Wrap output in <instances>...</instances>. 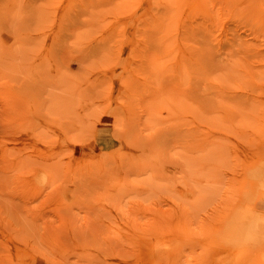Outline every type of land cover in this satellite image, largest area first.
Wrapping results in <instances>:
<instances>
[{
  "label": "rangeland",
  "instance_id": "rangeland-1",
  "mask_svg": "<svg viewBox=\"0 0 264 264\" xmlns=\"http://www.w3.org/2000/svg\"><path fill=\"white\" fill-rule=\"evenodd\" d=\"M199 255L264 264V0H0V264Z\"/></svg>",
  "mask_w": 264,
  "mask_h": 264
},
{
  "label": "bare ground",
  "instance_id": "bare-ground-1",
  "mask_svg": "<svg viewBox=\"0 0 264 264\" xmlns=\"http://www.w3.org/2000/svg\"><path fill=\"white\" fill-rule=\"evenodd\" d=\"M111 132L114 133L113 130H112ZM113 133H112V135H113ZM114 134H115V133H114ZM125 134H126V133H125ZM115 135H116V134H115ZM136 142H137V141H136ZM143 145H144V144H143ZM151 146H152V144H151ZM154 146H157V148H159V149L161 148V145H160V144H156V145L154 144ZM158 146H159V147H158ZM103 147L105 148L106 146L103 145ZM143 147H145V145H144ZM152 148H154V147L152 146ZM115 149H117V148H114V151H115ZM153 150H154V149H153ZM160 150H161V149H160ZM155 151H157V150H156V147H155ZM148 157H149V156H148ZM121 158H122V157H121ZM122 159H124V157H123ZM145 161H146V158H145ZM118 162H119V161H118ZM113 163L116 164L115 161H114ZM113 163H111L110 165H112ZM114 164H113L112 166L115 167ZM120 164H121V163H120ZM120 164H119L118 168H120ZM140 164H141V163H140ZM140 164H139V165H140ZM110 165H108V166H110ZM116 166H117V164H116ZM125 166H128V165L126 164ZM142 166H144V165L142 164ZM142 166H141V167H142ZM147 166H148V165H147ZM121 167H123V164L121 165ZM107 168L109 169V172L111 171V169L113 170V167H107ZM118 168L115 167V170L118 171V170H119ZM125 168H126V167H125ZM125 168H124V170H125ZM127 168H128V167H127ZM127 168H126V170H127ZM108 169H107V171H108ZM124 170H123V171H124ZM117 171H116V172H117ZM116 172H114V173H116ZM114 173H109V175H111V174L113 175ZM124 173H125V171H124ZM116 174H117V173H116ZM116 174H114V175H116ZM107 175H108V174H107ZM112 175H111V176H112ZM164 221H165V220H164ZM154 223H155V222H153V226H154ZM158 226L160 227V225H158ZM158 226H157V228H158ZM164 226H165V225H164ZM164 226L161 227V229H163ZM157 228H155V229H157ZM166 228H168V227H166ZM166 228H164V230H166ZM159 229H160V228H159ZM159 229H158V230H159ZM170 254H171V253H170ZM172 255H173V252H172ZM199 256H200V255H199ZM201 257H202V255L200 256L199 259H201ZM197 259H198V258H197ZM196 261H197V260H196ZM196 261H195V262H196ZM200 262H201V264H202V263H203V260L201 259ZM200 262H199V263H200Z\"/></svg>",
  "mask_w": 264,
  "mask_h": 264
}]
</instances>
